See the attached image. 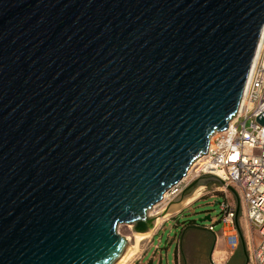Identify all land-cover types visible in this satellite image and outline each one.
I'll return each instance as SVG.
<instances>
[{
  "label": "water",
  "instance_id": "obj_1",
  "mask_svg": "<svg viewBox=\"0 0 264 264\" xmlns=\"http://www.w3.org/2000/svg\"><path fill=\"white\" fill-rule=\"evenodd\" d=\"M262 28L264 0H0V264H116L119 225L153 231L237 111Z\"/></svg>",
  "mask_w": 264,
  "mask_h": 264
},
{
  "label": "built area",
  "instance_id": "obj_2",
  "mask_svg": "<svg viewBox=\"0 0 264 264\" xmlns=\"http://www.w3.org/2000/svg\"><path fill=\"white\" fill-rule=\"evenodd\" d=\"M261 112H264V28L237 111L224 130L210 136L192 177L212 174L223 180L225 185L217 188L224 196L218 202L219 221L227 227L231 250L238 244V232L235 203H228L226 187L231 186L237 192L245 218L259 235L256 243L247 244L250 264H264V126L255 120ZM176 186L171 194L178 190ZM206 229L213 232L214 224L206 225Z\"/></svg>",
  "mask_w": 264,
  "mask_h": 264
},
{
  "label": "rangeland",
  "instance_id": "obj_3",
  "mask_svg": "<svg viewBox=\"0 0 264 264\" xmlns=\"http://www.w3.org/2000/svg\"><path fill=\"white\" fill-rule=\"evenodd\" d=\"M196 167L197 164L188 170V175L178 183L176 186L178 190L174 194L169 193L164 201H160L149 210L150 216H159L167 205L195 180L192 177ZM200 186L204 188L201 191L202 195L200 194L199 197L185 204L179 210L170 212L165 217L163 216L164 218L150 232L149 238L141 241L140 251L129 264H228L229 261H222L211 254L213 241L202 230L190 229L186 231V226L191 220H195L199 226L214 224L216 232L222 228V223L219 221V204H214L224 198L223 194L217 190L221 185L215 182L207 185L197 184L192 190L188 191L187 196ZM185 198L175 204L181 203ZM227 200L230 205L235 203L234 197L229 192L227 193ZM207 214L210 215V221L198 222V218ZM177 216H180L178 218L179 223L176 221ZM117 230L127 238L130 244L133 243L134 231L132 225L121 224ZM183 234H185V242L179 245L178 238ZM230 249L232 248L230 247ZM246 252L248 255L247 244ZM247 264H250L249 259Z\"/></svg>",
  "mask_w": 264,
  "mask_h": 264
},
{
  "label": "crops",
  "instance_id": "obj_4",
  "mask_svg": "<svg viewBox=\"0 0 264 264\" xmlns=\"http://www.w3.org/2000/svg\"><path fill=\"white\" fill-rule=\"evenodd\" d=\"M180 216L176 217V220L178 221V218ZM238 227L240 229V232L242 233L243 239L245 241V245L251 243H256L259 240L258 233L253 230L245 218V215L243 214L242 207L240 206V211L238 215ZM199 229L202 230L208 237L213 239L212 244V253L215 258H219L220 260L229 261L233 256L236 254H241L242 259H244L243 250L240 248V239L238 236V244L237 246L231 250L230 249V238L227 236V227L222 226L220 231L216 232L215 228L213 232H210L206 229V226H199ZM185 240L182 242L184 243ZM174 243V242H173ZM248 250V248H247ZM214 259V258H213ZM249 259V258H248ZM215 261V260H214Z\"/></svg>",
  "mask_w": 264,
  "mask_h": 264
},
{
  "label": "bare ground",
  "instance_id": "obj_5",
  "mask_svg": "<svg viewBox=\"0 0 264 264\" xmlns=\"http://www.w3.org/2000/svg\"><path fill=\"white\" fill-rule=\"evenodd\" d=\"M232 119V118H231ZM215 133H213L212 135H214ZM210 138L211 137H209V140H210ZM199 159V158H198ZM198 159L197 160H195L194 161V163L196 164V162L198 161ZM194 163H192V165L190 166V168L191 167H193L195 164ZM189 168V169H190ZM188 172V171H187ZM187 175V174H186ZM174 189V188H173ZM173 189H171V190H169V191H166L165 193H164V195H163V198H162V200L164 201L169 195V193H172L173 192ZM204 188L202 187V186H200V187H197L191 194H189L184 200H182V202L181 203H179V204H175V205H171L170 206V208L166 211V213H165V215H163L164 217L166 216V215H168V214H170V212H173V211H175V210H179L181 207H183L185 204H187V203H189V202H191V201H193V200H195L197 197H199V195L201 194L202 195V193H201V191L203 190ZM183 199V198H182ZM161 200V201H162ZM152 209V208H151ZM163 216H161V215H159V216H157V218H156V222H155V227H156V225L159 223V221L161 220V219H163L164 217ZM151 232V231H150ZM150 232H147V233H143V234H141V233H136V232H133V236H134V241H133V243L132 244H130V243H128V246H127V248H126V250H125V252H124V254L122 255V257L116 262V264H129L134 258H135V256L137 255V253L140 251V243H141V241L142 240H144V239H146V238H149V234H150Z\"/></svg>",
  "mask_w": 264,
  "mask_h": 264
},
{
  "label": "trees",
  "instance_id": "obj_6",
  "mask_svg": "<svg viewBox=\"0 0 264 264\" xmlns=\"http://www.w3.org/2000/svg\"><path fill=\"white\" fill-rule=\"evenodd\" d=\"M177 221V220H176ZM177 223H179V221H177ZM190 229H199L198 227V224L196 223L195 220H191L189 221V224L186 226V231H189ZM186 234V233H185ZM185 234L181 235L179 238H178V241H179V245L182 244L184 238H185ZM213 241V239H212Z\"/></svg>",
  "mask_w": 264,
  "mask_h": 264
},
{
  "label": "flooded vegetation",
  "instance_id": "obj_7",
  "mask_svg": "<svg viewBox=\"0 0 264 264\" xmlns=\"http://www.w3.org/2000/svg\"><path fill=\"white\" fill-rule=\"evenodd\" d=\"M240 248L242 250V246H241V243H240ZM244 254V253H243ZM248 256V255H247ZM245 261H246V258H245V255H244V259H242V256L241 254H236L235 256H233L228 264H245Z\"/></svg>",
  "mask_w": 264,
  "mask_h": 264
}]
</instances>
